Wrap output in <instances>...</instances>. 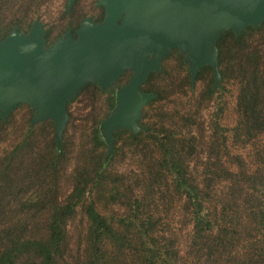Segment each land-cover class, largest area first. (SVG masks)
Masks as SVG:
<instances>
[{
    "label": "trees",
    "instance_id": "obj_1",
    "mask_svg": "<svg viewBox=\"0 0 264 264\" xmlns=\"http://www.w3.org/2000/svg\"><path fill=\"white\" fill-rule=\"evenodd\" d=\"M54 1L0 0V42L15 29L28 34L33 23L45 48L68 31L75 40L88 15L78 13V0L69 8ZM215 48L214 88L210 67L191 80L184 54L167 52L139 87L153 96L140 129L114 130L108 158L99 125L126 73L67 101L58 142L52 122L29 126L28 105L0 119V264H264V168L226 145L264 139V20L238 35L221 32ZM228 85L235 88L230 129L220 125L218 105L204 115ZM68 155L79 165L61 193L58 170Z\"/></svg>",
    "mask_w": 264,
    "mask_h": 264
},
{
    "label": "water",
    "instance_id": "obj_2",
    "mask_svg": "<svg viewBox=\"0 0 264 264\" xmlns=\"http://www.w3.org/2000/svg\"><path fill=\"white\" fill-rule=\"evenodd\" d=\"M73 1L67 0V8ZM96 5L104 10L103 20H82L75 40L68 31L44 49V33L33 23L27 35L15 29L0 42V118L17 105H28L30 126L50 120L58 142L67 101L87 84L106 89L129 71L115 92L113 111L99 125L106 158L114 130L134 134L140 129L141 109L153 96L139 87L149 73L159 71L168 51L184 54L191 80L210 67L214 88L219 83L217 36L223 31L238 35L264 20V0H97Z\"/></svg>",
    "mask_w": 264,
    "mask_h": 264
},
{
    "label": "rangeland",
    "instance_id": "obj_3",
    "mask_svg": "<svg viewBox=\"0 0 264 264\" xmlns=\"http://www.w3.org/2000/svg\"><path fill=\"white\" fill-rule=\"evenodd\" d=\"M92 2H93V5H92ZM94 3H95V0H78V4L80 6L77 9L78 13H83V14L85 13L88 16L89 15L93 16L92 12L94 10ZM54 4L59 5L60 1L55 0L53 5ZM122 73H126V75H127V79H125L121 82V86L124 85L123 83L128 80V78L131 74L129 71H127V72L122 71L119 74V76L114 80L113 83H115L120 78ZM226 89H227V91H223L222 93H220V99L216 98V100L210 104V106L207 108V110L204 111V115L207 116L208 114H210V112L216 108V105H218L219 108L221 109V112L218 116L219 123L222 127L226 128V129H230L231 126H233L234 120H235V113H234L235 88L228 85V86H226ZM215 95H218V93H216ZM217 97H219V95ZM5 118H3L2 120H4ZM15 118H18V115L15 114L14 119ZM44 121H50V120H43L41 122H44ZM41 122H38V123L34 124L33 126L38 125ZM18 125L19 124H14L13 126L11 125L10 131H9V133H10L9 139L14 138L15 135L12 133L17 130L16 128L18 127ZM29 126H30V122H29ZM33 126H30V127H33ZM44 131H46V130H44ZM37 132L40 133L41 137L44 136V134L41 131H37ZM53 134H54V129H53ZM102 139H103V136H102ZM226 145H227V150L229 151L230 154H233V153L240 154L245 158L247 163H254L257 165H262L264 168V139H262V138L253 139L248 144H246L244 146H242L240 143L232 142L231 139H228ZM1 147L3 148L4 145H0V148ZM77 163L78 162H77V160H75V157L68 155L66 158V161L61 166V168L58 170V173H59L58 174V180H59L61 193H65L67 191L68 184H66L65 180H68L67 175L70 174L74 165H79ZM133 168H134L133 166L127 167V169H133ZM62 169H63V171L61 172ZM110 212H111V209L106 208V213H110ZM172 221H173V223L176 224V225L174 224L176 229H178V224L176 223V218L174 217ZM68 226L71 229H74L75 226H78V218H76V220L72 224H69Z\"/></svg>",
    "mask_w": 264,
    "mask_h": 264
},
{
    "label": "flooded vegetation",
    "instance_id": "obj_4",
    "mask_svg": "<svg viewBox=\"0 0 264 264\" xmlns=\"http://www.w3.org/2000/svg\"><path fill=\"white\" fill-rule=\"evenodd\" d=\"M96 1L97 0H95V3H94V10H93V12H92V15L93 16H87V17H85L84 19H89L91 22H92V20H95L94 18L96 17V16H98V15H102L101 16V18H100V21L103 19V16H104V10H102V8H100V7H98L97 5H96ZM101 9V10H100Z\"/></svg>",
    "mask_w": 264,
    "mask_h": 264
}]
</instances>
